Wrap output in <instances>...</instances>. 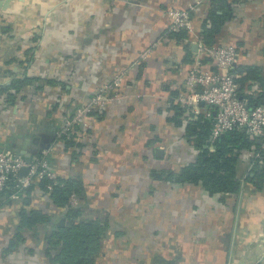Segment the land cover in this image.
<instances>
[{"label":"crops","instance_id":"1","mask_svg":"<svg viewBox=\"0 0 264 264\" xmlns=\"http://www.w3.org/2000/svg\"><path fill=\"white\" fill-rule=\"evenodd\" d=\"M189 6L193 30L184 42L168 41L169 11ZM222 7L217 12L231 16L216 43L237 47L238 70H257L240 92L256 85L249 95L263 102L264 0ZM210 9L209 0H0V86L34 79L11 103L0 94V151L42 155L58 178L80 184L78 219L101 226L95 264H264V180L246 178L256 149L239 154L235 193L157 177L179 174L198 155L185 120L171 117L174 105L188 114V59L206 58L198 43L207 45L201 33ZM119 73L123 98L88 113L82 136L67 147L57 137L61 123ZM11 193L0 198V264H56L48 240L70 224L67 207L36 186ZM30 210L46 220L16 239Z\"/></svg>","mask_w":264,"mask_h":264},{"label":"trees","instance_id":"2","mask_svg":"<svg viewBox=\"0 0 264 264\" xmlns=\"http://www.w3.org/2000/svg\"><path fill=\"white\" fill-rule=\"evenodd\" d=\"M223 1L209 0L211 9L203 20V31L201 33V37L208 46L217 44L215 36L224 20L231 16V12L228 10L222 14L217 12L218 9H223ZM207 23L209 26H206ZM187 36L188 31L183 29L165 33L168 41L174 38L178 43L181 41L184 42ZM202 61H209V58L206 56V58H202ZM188 62L191 65L193 59H188ZM238 68H235V70H238ZM243 70L239 69L237 71L240 74L237 78L238 97L244 100L248 106L253 107L262 102L259 103L258 98L254 99L251 95L243 94L240 91L247 87H244L245 82H250L258 78V72L256 69ZM33 83L34 79L29 77L13 78L8 85L0 86V94H6L7 101L11 103L15 100L17 93L26 89L28 86H32ZM172 108L174 116L171 119L175 124L180 125L182 120L184 121L185 119L183 116V106L174 105ZM93 112L94 110H91L89 113ZM212 123L213 117H206L204 114H200L195 120L185 122V134L193 137L195 146L198 149L196 159L185 165L179 174L169 171L167 173L162 172V174H157V177L165 175V179L176 182L201 184L211 195L217 193H235L240 188V180L236 175L239 154L243 148L252 147L256 149L258 155L253 157L250 173L246 178L263 181L264 147L261 146V143L257 139H249L242 129H230L213 142L211 149H208L205 145L208 143ZM76 128L79 129L80 127L77 126ZM57 137L64 141L67 147L74 146L75 140L77 139L75 134H70L69 136L57 134ZM34 157L44 158L42 155H35ZM34 186L47 192L56 205L67 207V218L70 220L68 226H60L52 233L48 240L49 248H47V255L56 264H95L94 256L100 248L99 234L101 226L95 220L78 219L81 214L80 204L77 206H71L69 204L71 194L77 195L79 199L80 184L73 179L62 180L58 177L55 179L43 177L21 190L26 191ZM17 189L18 187L15 181L12 178L9 179L5 189L0 192V198L8 196L11 193L10 191L13 192V190ZM45 220V214L39 210H30L23 213L16 231V239L21 237L23 231L33 229L38 223ZM58 246H60V249L53 257L50 250Z\"/></svg>","mask_w":264,"mask_h":264},{"label":"built area","instance_id":"3","mask_svg":"<svg viewBox=\"0 0 264 264\" xmlns=\"http://www.w3.org/2000/svg\"><path fill=\"white\" fill-rule=\"evenodd\" d=\"M192 9L193 7L189 6L187 9L169 11L170 23L167 32L182 29L191 32L193 27L190 10ZM157 44L155 42L144 49L140 58L147 57L152 47ZM198 47L201 51L204 50L210 65L217 71L206 67L198 54L192 58L193 62L185 79L187 92L182 99L188 110V114L184 115L185 122L197 119L200 114L213 117L210 136L205 145L208 149H211L213 142L230 129H242L249 139H259L264 147V101L250 107L238 97L237 78L240 74L235 70L239 61L237 47L233 44L222 43L208 46L201 42L198 43ZM122 76V73L116 74L110 82L99 86L90 102L76 108L71 116L64 119L58 130V135L82 136V129L76 127H83L86 124V117L91 110L103 111L107 109L110 102L123 98V93L120 91ZM245 93L254 95L258 93V88L254 85V87L246 89ZM201 103L202 105H200ZM213 110L216 112L215 116L212 114ZM23 167H27L28 170L26 175L21 176L19 173ZM43 177L49 179L57 177L56 173L49 169L45 159L38 157L28 159L8 151H0V192L5 189L7 181L12 178L18 189L14 190L11 196L18 197L22 188ZM69 204L77 206L79 204L78 196L71 194Z\"/></svg>","mask_w":264,"mask_h":264},{"label":"water","instance_id":"4","mask_svg":"<svg viewBox=\"0 0 264 264\" xmlns=\"http://www.w3.org/2000/svg\"><path fill=\"white\" fill-rule=\"evenodd\" d=\"M200 105H202V103H201ZM212 114H213V116H215V114H216L215 110H213ZM27 170H28V168H27V167H23V168H21L20 172H21V171H23V172H24V174H23V175H26V173H27Z\"/></svg>","mask_w":264,"mask_h":264}]
</instances>
